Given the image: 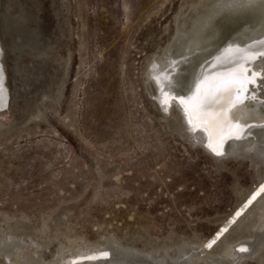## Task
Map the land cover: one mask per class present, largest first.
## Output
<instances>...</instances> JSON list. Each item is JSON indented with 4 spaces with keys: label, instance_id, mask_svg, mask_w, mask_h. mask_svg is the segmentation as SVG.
Masks as SVG:
<instances>
[{
    "label": "rangeland",
    "instance_id": "rangeland-1",
    "mask_svg": "<svg viewBox=\"0 0 264 264\" xmlns=\"http://www.w3.org/2000/svg\"><path fill=\"white\" fill-rule=\"evenodd\" d=\"M191 1L3 0L25 48L19 73L8 69L14 99L0 117L12 122L0 130L20 127L0 136V221L36 227L83 204L71 221L90 240L104 231L158 241L216 233L255 169L248 160L220 165L192 145L171 127L176 110L167 120L146 90L150 59Z\"/></svg>",
    "mask_w": 264,
    "mask_h": 264
},
{
    "label": "bare ground",
    "instance_id": "bare-ground-1",
    "mask_svg": "<svg viewBox=\"0 0 264 264\" xmlns=\"http://www.w3.org/2000/svg\"><path fill=\"white\" fill-rule=\"evenodd\" d=\"M190 10L191 15L183 19L181 13ZM11 17L3 12L0 0V117L10 113L14 99L8 69L19 73L17 59L25 48L18 33L21 26ZM175 25L167 47L147 63L146 90H154L166 119L172 113V129L189 137L192 145L197 141L220 165L236 160L252 164L256 179L243 190L239 205L220 218L212 236L202 238L198 234L191 238L172 234L169 241L143 234L125 238L106 231L90 240L84 233L74 232L76 225L71 221L73 217L78 219L83 204H67L36 227L28 228V219L4 217L0 221V258L10 264H245L249 259L261 263L264 79L260 77L264 75V56L260 53H264V0H192L179 12ZM241 66L248 69L246 74L238 71ZM253 71L255 84L251 83ZM197 85L207 99L215 101L212 106L200 101ZM232 87L235 91L226 114L231 124L227 125L220 111L224 100L219 98ZM181 97L186 105L179 102ZM10 121L7 123L11 124ZM7 123L0 122V128ZM15 124L0 130V136L19 129ZM96 197L93 194L91 200ZM137 240H142V245ZM213 241V246L207 247ZM241 247L247 251H240Z\"/></svg>",
    "mask_w": 264,
    "mask_h": 264
},
{
    "label": "snow or ice",
    "instance_id": "snow-or-ice-1",
    "mask_svg": "<svg viewBox=\"0 0 264 264\" xmlns=\"http://www.w3.org/2000/svg\"><path fill=\"white\" fill-rule=\"evenodd\" d=\"M260 55H261V56H264V53H260ZM238 71H240V72L246 74V73L248 72V69H246V68H244L243 66H241V67L238 69ZM255 76H256V73L253 71V79L251 80V83H252V84H255ZM260 78H261V79H264V75H261ZM234 91H235V88L232 87V88L228 89V90L226 91V93H222V94H221V97L219 98V99H223V100H224V103H222L221 106H220V111H221L222 114L225 115V121H224V123L227 124V125H230V124H231V121L227 120V118H226V114H227V111H228V109H229V104L231 103V96H232V93H233ZM196 95L199 96L200 101H201L202 103H204L206 106H212V105L215 103V101L206 98V94H205V92H204L203 90H201V88L199 87V85H197ZM194 98H195V97H194ZM166 99H167V97H166ZM179 102H180L182 105H186V101H185L182 97L180 98V101H179ZM237 215H239V213H237ZM225 231H227V230L225 229ZM214 243H215L214 241H213L212 243H209V244L207 245V247L211 248V247L213 246ZM239 250L242 251V252L247 251V249L244 248V247H241ZM105 255H107V254H105Z\"/></svg>",
    "mask_w": 264,
    "mask_h": 264
}]
</instances>
